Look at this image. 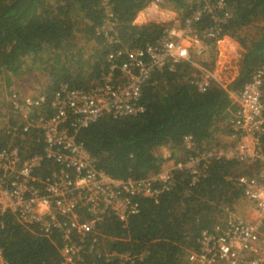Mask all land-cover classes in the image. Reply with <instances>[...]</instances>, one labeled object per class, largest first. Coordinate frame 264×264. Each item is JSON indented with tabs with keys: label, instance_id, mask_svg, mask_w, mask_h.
<instances>
[{
	"label": "trees",
	"instance_id": "1",
	"mask_svg": "<svg viewBox=\"0 0 264 264\" xmlns=\"http://www.w3.org/2000/svg\"><path fill=\"white\" fill-rule=\"evenodd\" d=\"M154 1L178 11L182 21L199 6L218 2L0 0V86L5 78L12 83L16 74H31L35 69L29 67L41 61L44 67L38 74L46 77L42 90L49 95L35 116H50L54 112L50 97L62 85L90 89L110 71V52L156 43L168 22L135 23L137 15ZM224 1L226 10L222 13H229L225 21L218 22L204 14L197 24L201 28L221 27L220 36H238L245 48L238 73L226 87L214 82L207 90L199 91L191 82L193 68L188 62L175 70L165 67L154 71L144 82L138 101L143 111L136 115H103L79 131L78 141L95 159L97 169L117 178L137 179L161 171L165 148L175 149L174 145L186 135L193 137L200 151L222 144L219 140L229 130V112L237 108L229 90L241 89L264 68V25L258 23H264V0ZM110 17L115 22V42L106 35L109 28H103ZM254 25L255 35L242 36L247 27ZM215 48L214 45L210 54ZM214 59L215 54L206 57L204 64L212 66ZM13 123L20 122L15 119ZM44 140L39 128H31L20 141L23 157L29 160L45 152ZM261 140L264 145V133ZM188 153L185 151L184 156ZM206 159L207 168L199 181L191 183L190 173L176 171L178 183L162 194L158 203L142 198L139 213L128 222L108 217L101 225L103 235L94 245L86 244L81 264H185L189 251L198 248L201 231H214L215 223L227 213L240 211L243 203L249 205L235 180L249 173L247 165L232 155H211ZM57 166L54 159L45 158L38 174L50 175ZM1 219L4 261L0 256V264H61L64 240L60 231L55 229L47 236L40 226L21 223L11 211ZM123 251L132 258L108 256Z\"/></svg>",
	"mask_w": 264,
	"mask_h": 264
},
{
	"label": "built area",
	"instance_id": "2",
	"mask_svg": "<svg viewBox=\"0 0 264 264\" xmlns=\"http://www.w3.org/2000/svg\"><path fill=\"white\" fill-rule=\"evenodd\" d=\"M153 4L160 5L156 1ZM224 9V0L205 3L184 21L173 9L161 10L170 21L160 22L168 24L156 43L110 52V71L90 89L62 85L50 97L54 108L50 116H35L49 95L42 85L31 86L28 91L11 88L1 94L5 97L0 110V226L1 216L11 211L18 221L40 226L47 236L57 229L64 240L61 264H81L86 244L94 245L103 235L101 225L108 217L128 222L139 213L142 198L158 203L162 194L178 183L176 171L190 173L191 183H195L204 176L206 158L232 155L247 165L249 173L235 180L253 214L230 212L215 223L214 231H201L198 248L189 251L185 264H264V68L241 89L229 90L237 108L229 112V130L220 138L219 147L200 151L193 137L186 135L175 149L165 148L163 168L158 173L137 179L114 177L97 169L95 159L78 141L81 128L103 115H136L143 111L144 106L138 104L143 84L156 70H175L188 62L193 68L191 82L199 91L207 90L214 82L226 87L228 81L224 78L230 75L220 64H204L217 45L221 27L201 28L197 24L204 14L225 21L229 13H222ZM105 25L103 28H109L106 35L117 41L111 17ZM15 119L20 123H13ZM35 127L45 139V152L27 160L20 141ZM185 151H189L187 157ZM45 158L54 159L58 166L41 177L38 169ZM2 253L0 247L3 262ZM130 255L126 251L108 253L109 258L120 260L132 258Z\"/></svg>",
	"mask_w": 264,
	"mask_h": 264
},
{
	"label": "rangeland",
	"instance_id": "3",
	"mask_svg": "<svg viewBox=\"0 0 264 264\" xmlns=\"http://www.w3.org/2000/svg\"><path fill=\"white\" fill-rule=\"evenodd\" d=\"M151 4H153V2H151L149 6H151ZM148 7H147V9L145 8L143 11H141L143 13H141V12L139 13V14H143V15H140L142 17L139 18V20H142V22H138V20H137V18L139 17V14H138L137 18L135 20L136 23L145 24V23H150L151 21H159V22L170 21V18H168L167 16L164 17L161 13V10L168 11L169 6L165 7V6L159 5V7L157 6V8L155 6H152L153 8L151 7L150 9H148ZM176 12L178 13V16H179L180 13L178 11H176ZM258 23H261L262 25H264L263 22H258ZM254 28H255V25L247 27V30H244L242 32V36H244V35L246 36L247 34H249L248 36L252 37L253 35H255V33L253 31ZM216 43H217V48H215V51H213L210 55H207V57L209 58V56H213L215 54L214 60L217 63H218L217 60L220 57H225V59H227V55L229 52L237 53V51L241 49L242 50L241 54H238V57L241 58L243 52L245 51V48L240 43L238 36H231V35L225 34L223 36H220L218 39V42H216ZM230 43H233V46L231 48H229ZM36 62H37V65L35 64V66L33 65V66L29 67L31 69H35L33 72H30L31 74L28 73L29 71L26 72L28 74H25V76H19L18 74H16L13 76L14 80L12 83H11L10 78L9 79L5 78L3 80L4 82L0 86V110L2 109V103H3L2 101L5 97V95H1V94H5L8 89H11V88L18 89L20 87L24 91L25 90L28 91L31 86H38L39 84L43 85L47 82V79H46V77H44V75L38 74L39 69L42 70L44 65L42 63H40L41 61L36 60ZM221 62H219L218 64H220ZM238 71H236V73H233V75H230V76H227V78H224V79H226L225 81L229 82L230 80H232L234 78V76L238 73ZM242 211H243V214L245 213L244 215L241 214ZM234 213H238V214L240 213L239 215H243V216H251L253 214L251 212L250 205H247L244 203L241 206L240 211L234 212Z\"/></svg>",
	"mask_w": 264,
	"mask_h": 264
},
{
	"label": "water",
	"instance_id": "4",
	"mask_svg": "<svg viewBox=\"0 0 264 264\" xmlns=\"http://www.w3.org/2000/svg\"><path fill=\"white\" fill-rule=\"evenodd\" d=\"M242 50H238L237 53H231L229 52L227 55V59H224L221 63H220V68L225 71L226 73H228L229 75H232L233 73H235V65L237 67L240 66V62H239V57L238 54H241Z\"/></svg>",
	"mask_w": 264,
	"mask_h": 264
},
{
	"label": "crops",
	"instance_id": "5",
	"mask_svg": "<svg viewBox=\"0 0 264 264\" xmlns=\"http://www.w3.org/2000/svg\"><path fill=\"white\" fill-rule=\"evenodd\" d=\"M152 6H155L156 8H157V6L155 5V4H151V6H149L148 7V9H150ZM153 8V7H152ZM146 9H147V7H146ZM141 13H143V12H141ZM140 15H143V14H139V17L137 18V20H138V22H142V20H139V18L140 17H142V16H140ZM139 24H141V23H139ZM218 42V41H217ZM216 47H217V45H216ZM241 50V49H240ZM223 59H225V57H220L217 61H218V63L219 62H221ZM239 62H240V58H239ZM215 64H217V62L215 61ZM235 73H236V71H238L239 69H240V66L239 67H237L236 65H235ZM238 69V70H237ZM233 75V74H232Z\"/></svg>",
	"mask_w": 264,
	"mask_h": 264
},
{
	"label": "bare ground",
	"instance_id": "6",
	"mask_svg": "<svg viewBox=\"0 0 264 264\" xmlns=\"http://www.w3.org/2000/svg\"><path fill=\"white\" fill-rule=\"evenodd\" d=\"M232 46H233V43H230V44H229V48H231Z\"/></svg>",
	"mask_w": 264,
	"mask_h": 264
},
{
	"label": "clouds",
	"instance_id": "7",
	"mask_svg": "<svg viewBox=\"0 0 264 264\" xmlns=\"http://www.w3.org/2000/svg\"><path fill=\"white\" fill-rule=\"evenodd\" d=\"M174 147H176V145H174Z\"/></svg>",
	"mask_w": 264,
	"mask_h": 264
}]
</instances>
